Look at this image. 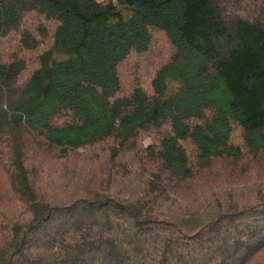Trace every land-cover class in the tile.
<instances>
[{
  "label": "trees",
  "instance_id": "1",
  "mask_svg": "<svg viewBox=\"0 0 264 264\" xmlns=\"http://www.w3.org/2000/svg\"><path fill=\"white\" fill-rule=\"evenodd\" d=\"M0 264H264V0H0Z\"/></svg>",
  "mask_w": 264,
  "mask_h": 264
}]
</instances>
